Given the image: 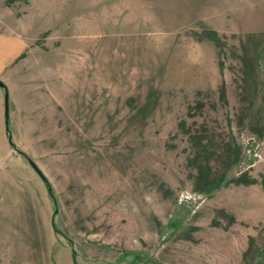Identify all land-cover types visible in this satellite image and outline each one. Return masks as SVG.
<instances>
[{"label": "rangeland", "instance_id": "rangeland-1", "mask_svg": "<svg viewBox=\"0 0 264 264\" xmlns=\"http://www.w3.org/2000/svg\"><path fill=\"white\" fill-rule=\"evenodd\" d=\"M0 30L54 95L0 125V264H264V0H0Z\"/></svg>", "mask_w": 264, "mask_h": 264}, {"label": "crops", "instance_id": "crops-1", "mask_svg": "<svg viewBox=\"0 0 264 264\" xmlns=\"http://www.w3.org/2000/svg\"><path fill=\"white\" fill-rule=\"evenodd\" d=\"M29 46V40L21 33L0 30V82L2 83V86L0 85V125H4L5 129L8 125L6 123L9 117L6 113L8 105L11 107L12 104L27 102L38 103L42 108L45 104L54 102L53 93L48 92L47 89L48 77L45 74L38 77L39 90L36 94H32L29 88L26 89L29 84L23 76L26 63L24 54ZM17 87L23 88L22 92L18 91Z\"/></svg>", "mask_w": 264, "mask_h": 264}, {"label": "trees", "instance_id": "trees-1", "mask_svg": "<svg viewBox=\"0 0 264 264\" xmlns=\"http://www.w3.org/2000/svg\"><path fill=\"white\" fill-rule=\"evenodd\" d=\"M6 123H8L7 120H6ZM6 131H7V133H8V127H7V126H6ZM44 181H45V183H46V185H47V189H48V193H49V195L53 198V192H52L51 187L48 185V183H47L46 180H44ZM155 263H156V262H155ZM156 264H159V263H156Z\"/></svg>", "mask_w": 264, "mask_h": 264}, {"label": "water", "instance_id": "water-1", "mask_svg": "<svg viewBox=\"0 0 264 264\" xmlns=\"http://www.w3.org/2000/svg\"><path fill=\"white\" fill-rule=\"evenodd\" d=\"M0 85L2 86V83L0 82ZM10 142V141H9ZM11 143V142H10ZM30 164H31V166L34 168V170L41 176V177H43L42 176V174H41V172L38 170V168L35 166V164L33 163V162H29Z\"/></svg>", "mask_w": 264, "mask_h": 264}]
</instances>
